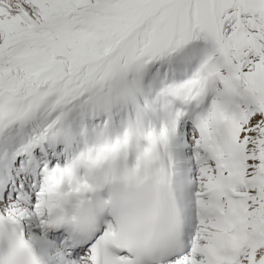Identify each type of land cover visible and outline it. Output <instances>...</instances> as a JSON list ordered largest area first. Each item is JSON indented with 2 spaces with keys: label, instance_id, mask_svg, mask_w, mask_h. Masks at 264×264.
Listing matches in <instances>:
<instances>
[{
  "label": "snow or ice",
  "instance_id": "snow-or-ice-1",
  "mask_svg": "<svg viewBox=\"0 0 264 264\" xmlns=\"http://www.w3.org/2000/svg\"><path fill=\"white\" fill-rule=\"evenodd\" d=\"M0 264H264V0H0Z\"/></svg>",
  "mask_w": 264,
  "mask_h": 264
}]
</instances>
